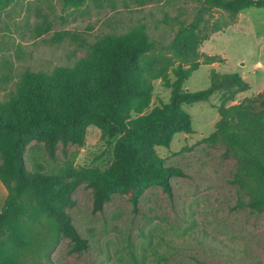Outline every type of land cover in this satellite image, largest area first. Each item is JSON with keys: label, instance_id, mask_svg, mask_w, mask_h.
Segmentation results:
<instances>
[{"label": "trees", "instance_id": "1", "mask_svg": "<svg viewBox=\"0 0 264 264\" xmlns=\"http://www.w3.org/2000/svg\"><path fill=\"white\" fill-rule=\"evenodd\" d=\"M17 1L0 0V8ZM119 1L143 5L149 0H64L76 7L90 3L99 8L115 7ZM195 1L196 18L181 22L169 45L153 39L144 23L123 34L108 33L86 44L87 58L49 74L26 70L16 88L0 98V181L7 190L0 211V264H54L52 255L64 239L70 240L72 253L86 249L87 240L69 213L75 205L73 193L82 184L94 189L96 212L113 195H131L136 204L149 188L171 193V179L185 173L166 166L157 148H168L179 133H193L192 116L184 107L209 102L218 93L223 95L220 118L209 139L220 141L223 156L236 161L231 183L240 201L264 212V99L228 105L250 89L238 73L212 71L207 89H184L202 65L224 62L199 48L231 22L210 25L204 16L223 11L235 19L250 8L264 10V0ZM67 35L61 33L55 40ZM11 74L9 62L0 59V86L11 81ZM157 80L170 89V99L150 109ZM90 126L113 142L106 169L70 165L54 173L29 172L25 152L31 142L44 141L54 156L59 142L84 145Z\"/></svg>", "mask_w": 264, "mask_h": 264}, {"label": "rangeland", "instance_id": "2", "mask_svg": "<svg viewBox=\"0 0 264 264\" xmlns=\"http://www.w3.org/2000/svg\"><path fill=\"white\" fill-rule=\"evenodd\" d=\"M198 7L195 0H149L143 5L119 1L103 8L90 3L76 7L64 0H19L0 8V59L12 68L11 81L0 86V98L16 88L26 70L49 74L87 58L86 44L108 33L123 34L144 23L153 39L169 45L179 24L196 18ZM204 18L210 25L217 20L231 22L199 48L224 62L202 65L184 89H207L212 71L238 73L250 89L228 105L248 99L259 103L264 99V10L250 8L235 19L223 11ZM64 32L68 35L57 42L55 38ZM170 93L155 81L150 109L169 102ZM222 101L218 93L209 102L185 106L193 119V133H179L168 148H157L166 166L185 173L171 179V193L149 188L136 204L131 195H113L96 212L94 189L80 185L69 213L88 246L72 253L70 240L64 239L52 255L54 264H264V212L240 201L231 183L236 161L223 156L220 141L209 139L216 131ZM112 155L113 142L90 126L84 145L59 142L54 156L44 141L31 142L25 162L29 172L54 173L70 165L106 169ZM6 197L0 181V211Z\"/></svg>", "mask_w": 264, "mask_h": 264}]
</instances>
